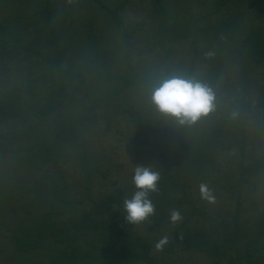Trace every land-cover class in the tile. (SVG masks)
<instances>
[{"label":"rangeland","instance_id":"374dc122","mask_svg":"<svg viewBox=\"0 0 264 264\" xmlns=\"http://www.w3.org/2000/svg\"><path fill=\"white\" fill-rule=\"evenodd\" d=\"M46 1L0 0L4 40L14 49L0 73L7 70L4 89L13 91L28 112L20 134L19 115L0 124V134L12 137L5 141H10L8 150L0 152V218L9 233L16 219L26 221L20 218L24 208L36 214L54 203L95 224L107 222L113 212L112 221L126 236L148 245L147 260L135 264H216L189 237L201 236L206 249H212L221 245L225 231L233 234L236 222L240 255L258 251L264 128L256 106L264 100V17L255 16L253 0L220 5L218 0H125L116 21L109 10L122 0H98L108 9L95 0H50V14ZM257 3L264 9V0ZM251 29L261 39V59L247 65L244 36ZM55 37L67 50L52 64ZM171 76L207 84L215 95L214 111L191 125L158 112L151 90ZM61 118L83 120L85 165L94 171L88 188L77 155L68 147L37 171L23 166L13 150L31 146L49 122L57 125ZM137 165L169 181L148 194L155 200V214L132 225L126 222L123 201L136 191L132 177ZM201 184L211 191L213 203L201 198ZM37 188L42 199L31 191ZM106 196L116 200L109 212H102ZM173 209L182 216L177 223L170 221ZM113 233H86L79 245L99 246ZM165 236L167 244L157 250ZM8 248L5 242L0 264H16ZM217 264H231V255Z\"/></svg>","mask_w":264,"mask_h":264},{"label":"trees","instance_id":"16d2710c","mask_svg":"<svg viewBox=\"0 0 264 264\" xmlns=\"http://www.w3.org/2000/svg\"><path fill=\"white\" fill-rule=\"evenodd\" d=\"M95 1L100 8L108 9L98 0ZM124 1L122 0L118 6L109 10L115 21L117 20L115 13L122 7ZM226 1L228 0H218L217 5L224 4ZM46 3L48 13L50 14L52 13L50 0H47ZM253 6L257 11L255 16L258 18L264 17V9L259 7L257 0H253ZM215 8H218V6H215ZM0 29V68H2L6 65V61L11 60L14 49L10 48L4 40L6 26L0 24ZM55 40L58 41H55L56 56L53 60L54 63L50 61L52 64L60 62L65 50H67V47L61 49L58 37H55ZM244 41L246 42V52L244 53L246 64L248 65L251 61L254 63L258 62L261 59L260 49L262 43L255 29H251L244 36ZM36 54L47 59L46 56H43L39 52H36ZM6 71V69H2L0 73V124L10 117L14 118L15 115H19L22 129H19L16 134H20L25 127L28 112L22 111L20 106L21 102L13 98V91H6L4 89V84L7 81L3 77V74ZM214 84L215 81L212 80L210 86ZM256 107L260 114L261 127L264 128V100L258 103ZM85 118L83 117V120ZM83 120H65L61 118L57 125L54 122H49L47 131L35 143L28 147L18 146L13 149L16 153H20L18 160L27 169L37 171L48 160L53 161L57 156V152L62 149V146L68 147L77 155L79 168L85 181V187L88 188L94 171L88 169L85 165V153L83 151L82 131L80 128ZM18 137V135L17 137L14 136V138ZM7 138L10 139L12 137L9 135L6 136V134H0V152L8 150L7 146L10 141L6 145L5 141ZM262 168V189L264 192V164ZM166 181H169L167 175L160 176L157 182V189L161 191V188H165L163 183ZM38 190L39 188L36 190L31 189V191L35 192L36 199L38 197L42 199V196H39ZM59 190L61 200L65 205H68L70 201L65 199L64 191ZM56 195H58V191ZM115 200L113 196H106L100 203V206H103L102 212H109L108 207ZM154 201L152 200V203ZM24 209L26 210H24L20 218H24L26 221L20 223L19 219H16L17 224L13 226L12 232L10 233V226L5 223L6 220L4 218H0V233L3 234V237L0 239V249L4 247V243L6 242L8 247H10L6 252H10L14 256V262L16 264H37V261L40 264H135L144 262L148 258V245L144 244L140 239L133 240L126 236L121 228L117 227L114 221H112L114 217L113 212L109 213L107 222L95 224L90 222L88 216L83 215L78 217L70 208L56 206L54 203L47 205L44 211L36 214L32 213L29 208ZM0 216L3 217L2 213H0ZM237 225L238 223L236 222L233 234L229 235L225 231V237L221 245L215 246L212 249H206L202 243L203 238L199 235H193L195 239H193V236H190V243L193 247L201 250V252L207 253L206 255L216 264L217 260L225 259L230 255L231 264H264V209L257 223L260 240L258 251L247 249L246 255H240L237 249ZM112 229L114 231L113 238L106 241L102 239L98 242L99 246L92 244L79 245L80 238L88 235L86 233L98 235L97 233L99 231L105 233Z\"/></svg>","mask_w":264,"mask_h":264},{"label":"clouds","instance_id":"9594fccd","mask_svg":"<svg viewBox=\"0 0 264 264\" xmlns=\"http://www.w3.org/2000/svg\"><path fill=\"white\" fill-rule=\"evenodd\" d=\"M151 103L161 114L173 119L180 125H191L201 117H206L215 109V95L207 84L183 76H171L159 81L158 86L151 90ZM236 115L235 113L233 114ZM159 173L150 167L137 165L134 169L132 182L136 191L130 199L123 201L126 222L132 225L145 222L155 214V205L149 199V193L157 190ZM202 199L214 202V196L207 185H200ZM182 219L178 210L170 212V221L177 223ZM168 238L160 239L155 247L162 250Z\"/></svg>","mask_w":264,"mask_h":264}]
</instances>
